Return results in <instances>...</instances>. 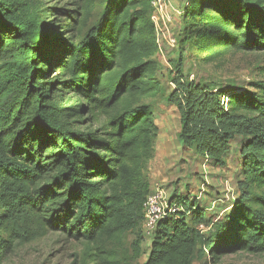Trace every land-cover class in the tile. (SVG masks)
<instances>
[{
  "label": "trees",
  "instance_id": "1",
  "mask_svg": "<svg viewBox=\"0 0 264 264\" xmlns=\"http://www.w3.org/2000/svg\"><path fill=\"white\" fill-rule=\"evenodd\" d=\"M181 9L167 97L178 138L211 166L236 156L238 196L215 220L196 199L171 195L182 209L157 223L143 264L264 255V79L189 81L184 64L195 52L203 64L229 52L264 56V0ZM152 13L150 0H0V260L51 233L81 245L74 264L142 256L160 134L154 100L164 90Z\"/></svg>",
  "mask_w": 264,
  "mask_h": 264
},
{
  "label": "rangeland",
  "instance_id": "2",
  "mask_svg": "<svg viewBox=\"0 0 264 264\" xmlns=\"http://www.w3.org/2000/svg\"><path fill=\"white\" fill-rule=\"evenodd\" d=\"M185 1L170 0L171 7L167 11L171 21L168 30H163L159 36L161 49L157 55L159 63L157 75L164 90L154 100L156 104L154 115L156 123L160 126V134L155 156L146 174L152 189L162 188L169 197L175 194L185 199H196L203 207H207L208 216L217 220L238 196L235 186V179L239 173L238 158L231 154L224 166L215 167L204 162L195 150L184 148L178 138L181 130L179 111L167 100L175 88L172 76L179 58L178 47L170 44L171 37L177 39L181 22L180 15L175 9L181 8ZM160 24L162 25V22ZM196 55V52L191 55L186 53L184 57L185 75L189 81H206L219 85L236 83L247 87L252 81L264 79L262 54L229 52L222 61L212 64L201 63L196 59ZM239 144V140L234 142L232 149L239 147ZM207 230L206 227L204 231ZM134 238L132 234L128 236L127 247ZM149 245L150 237L147 236L142 241V256L136 261L128 260V264H143L148 256ZM81 252L79 243L68 240L59 233H51L32 243L20 245L2 258L0 264H74ZM129 252L131 253V249ZM207 258L206 255L204 259ZM195 264L199 262L196 261ZM218 264H264V255L231 254L223 257Z\"/></svg>",
  "mask_w": 264,
  "mask_h": 264
},
{
  "label": "built area",
  "instance_id": "3",
  "mask_svg": "<svg viewBox=\"0 0 264 264\" xmlns=\"http://www.w3.org/2000/svg\"><path fill=\"white\" fill-rule=\"evenodd\" d=\"M150 3L153 7L152 21L155 24L158 44L160 47V32L163 30H168V24L171 21L167 9L171 7L170 0H150ZM188 6V2L185 3ZM178 15H181L183 10L181 8L175 9ZM162 22V25L160 24ZM170 44L176 46V38L170 39ZM161 49V47H160ZM144 222L143 228L147 236L154 231L157 223L166 217L167 215L177 213L182 209L178 204L173 203L169 199V195L162 188L152 189L151 193L147 196L144 202ZM201 228H203L201 226Z\"/></svg>",
  "mask_w": 264,
  "mask_h": 264
}]
</instances>
